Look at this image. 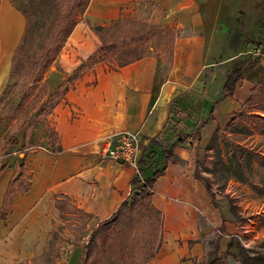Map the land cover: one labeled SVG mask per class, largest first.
<instances>
[{
    "label": "crops",
    "instance_id": "obj_1",
    "mask_svg": "<svg viewBox=\"0 0 264 264\" xmlns=\"http://www.w3.org/2000/svg\"><path fill=\"white\" fill-rule=\"evenodd\" d=\"M136 14L174 32L171 56L147 54L120 66L115 61L100 63L64 92L48 117L60 151H50L48 144L47 149L26 151L29 186L16 192L6 223L0 218V264H32L30 259L42 255L54 220L61 215L55 205L60 196L89 214L95 225L116 211L131 192L135 169L102 158L100 152L110 136L124 131L139 133L140 158L153 156L155 163H142L141 176L163 170L153 183L151 202L162 213L167 243L150 264H194L189 257L202 259L214 239L217 254L225 250L227 238L213 229L222 227L225 234L231 226L196 178L194 157L263 75L258 59L242 69L231 94L222 96L228 71L264 37L254 31L264 24V0H90L84 20L75 23L66 38L60 70L51 72L49 82L56 89L101 46L93 26H109L119 17ZM26 26L16 5L0 0V96ZM18 164H3L0 206ZM198 217L204 218L203 227ZM179 239L194 242L179 245ZM77 248L81 258V245L72 248L70 256ZM228 256L227 264H238Z\"/></svg>",
    "mask_w": 264,
    "mask_h": 264
},
{
    "label": "rangeland",
    "instance_id": "obj_2",
    "mask_svg": "<svg viewBox=\"0 0 264 264\" xmlns=\"http://www.w3.org/2000/svg\"><path fill=\"white\" fill-rule=\"evenodd\" d=\"M14 5L24 14L27 22L25 40L22 45L21 55L14 67L13 73L8 79V84L0 99V165L16 166L20 160L19 150L22 145V133L24 128L35 121V128L31 131L30 147L26 150L30 153L41 149H47L46 134L43 122L40 118L46 115L49 122V106L54 102L55 86L49 82L51 72L60 70L59 56L44 71L38 83L29 91L26 86L29 83L35 62L51 37L60 16L65 10L67 0H12ZM84 13H77L73 17L75 23L84 20ZM145 17L140 15L124 16L115 27L105 36L108 39H121L123 45L116 55V63L128 61L146 54L159 56L162 49L165 59L169 57L170 34L160 30H149ZM256 33H264V24L258 25ZM138 37H140L138 39ZM127 42H130L129 44ZM264 37L258 38L251 46V52L240 63L243 70L259 60L258 66L264 65ZM257 49V51H255ZM242 70V71H243ZM259 79L256 80V82ZM264 95V85L261 88ZM25 99L19 109H16L20 97ZM262 110L256 111L264 117V98L261 101ZM243 127L238 131H225L217 135L208 143L204 150L201 148L194 157L195 171L207 179L210 185L212 198L218 208L224 210V216L230 223L229 231L223 233L222 227L214 228L215 235L227 238L234 237L248 250L264 251V132L258 131L249 118L241 121ZM178 130H174L176 133ZM241 146L255 151L258 156L238 158L233 155L231 148ZM140 158L135 173L141 170L142 163H155L150 159L153 156L146 155ZM142 209V208H141ZM141 209L135 210L130 218L123 220L114 230L106 234L102 240L104 249L111 244L120 228L127 230L133 225L131 236L126 239L127 247L121 255L126 259L142 263L146 252L153 245L151 242H160V247L167 242L163 239V220L160 226L148 220V216L142 215ZM152 221H155L153 219ZM200 227L204 225V218H196ZM85 224L83 228L82 225ZM97 224V223H96ZM53 230L47 240L41 256L30 259L32 264H79L80 249L74 250L70 256V250L80 246L86 241L90 230L95 226V220H86L82 214H64L56 216ZM117 238V237H116ZM155 239V240H154ZM194 240L179 239V245L193 244ZM260 244L262 247H260ZM60 257L56 259L55 255ZM229 258L231 256H228ZM194 264H214L212 257L198 259V256H190ZM148 259L146 264L151 263ZM199 260V261H198ZM225 261V260H224ZM29 261L23 263L28 264ZM226 263V262H225ZM227 264V263H226ZM229 264H233L230 263ZM239 264V263H238Z\"/></svg>",
    "mask_w": 264,
    "mask_h": 264
},
{
    "label": "trees",
    "instance_id": "obj_3",
    "mask_svg": "<svg viewBox=\"0 0 264 264\" xmlns=\"http://www.w3.org/2000/svg\"><path fill=\"white\" fill-rule=\"evenodd\" d=\"M12 1V0H11ZM90 0H67L65 4V10L62 12L60 16V21L56 24L52 32V37L50 41L45 44L40 57L36 60L33 72L30 76L29 83L26 86L27 91L31 90L41 79L42 74L48 68V66L57 59L58 54L61 48L66 41L69 33L71 32L75 22L73 21V17L79 12L84 13ZM13 2V1H12ZM122 17H119L109 26H101L95 25L92 27V30L98 35L101 46L91 54L87 59L81 61L80 65L73 71V73L66 79L65 82L59 84L54 91V102L49 106L48 113H51L58 100L63 96L64 92L73 85V83L81 77V75L87 70L92 69L96 65L100 63H107L112 61H117L116 55L123 45V40L121 39H108L106 38V34L111 31ZM149 30H160L164 31L167 34H170V43H169V57L171 56V49L173 44L174 32L169 28L147 24ZM27 27V26H26ZM26 30L20 43L18 44L14 55L12 57L11 69L9 74V79L13 73L14 67L21 55L22 45L25 40ZM140 37H138L139 39ZM128 44L130 42H127ZM264 46V45H263ZM161 54L158 56L160 59H165L162 56L165 54V49H162ZM147 55V54H146ZM144 56V55H142ZM142 56L135 57L128 61H123L117 63L119 66L129 63L135 59H138ZM157 56V55H156ZM168 57V58H169ZM243 69V64L234 65L226 74L225 80L222 85V96H229L231 94L232 87L235 81L241 77V72ZM8 84V82H7ZM5 85L2 94L3 96L5 89L7 87ZM264 85V72L257 82H255L252 88L249 91L248 97L241 103H239V107L237 110L232 112L230 119L225 123L223 127L216 126L208 143L212 142V140L217 135L224 134L225 131H238L242 129L243 125L241 121L245 118H249L251 123L255 126V128L264 132V117L256 113L258 110H262L261 101L264 98V95H258L262 93L261 88ZM25 96L24 94L20 97V100L17 104L16 109H19L22 103L24 102ZM43 122L44 131L47 138V144L52 152L60 151L59 139L55 129L50 125V123L46 120V115L40 118ZM35 121H31L23 130L22 133V145L19 150L20 160L11 180L8 183L7 189L5 191L2 204L0 206V218L4 223L7 221V211L9 205L17 191L24 192L28 189L29 186V175L25 169V156L27 154L26 150L30 147V135L31 131L35 128ZM231 153L233 155L238 154V158L242 160L243 155L247 157L258 156V154L251 149L244 148L241 146H233L231 148ZM263 161L264 157L259 156ZM4 168V165L0 166V171ZM138 175L135 173L131 179V192L130 194L122 201V203L118 206L116 211L106 219L99 220L97 224L90 230L88 234L87 240L81 243V258L80 264H146L147 260L153 258L156 252L160 248V242L153 241L151 244L152 248H149L146 252L144 260L142 263H136L134 260L126 259L121 255L122 251L125 250V245L127 247V237L131 236L133 225H129L127 230L124 228H120L117 236H115L113 243L114 245H109L107 249H104L102 246V240L106 234L110 231L114 230L120 223L132 216L135 210L141 209L142 215L148 216V220L150 222L155 223L156 226H160L162 224V213L158 210L151 202L152 197V186L155 179L163 173V170H155L153 175L149 178H143L142 168L138 170ZM196 178L200 179L204 183L205 190L212 196L210 192V185L204 176L200 175L197 171H195ZM143 178V179H142ZM56 207L60 210L61 215L64 214H82L85 216L86 220L90 219V215L85 213L82 210L74 207L67 197L60 196L56 198L55 201ZM155 219V221H152ZM85 227V224L82 225ZM53 230V229H52ZM50 231V234L52 232ZM117 237V238H116ZM155 240V239H154ZM212 249L206 253V257H212V260H215L214 264H226L224 261V257L229 255L233 260L237 261L239 264H264V251L263 250H248L244 248L240 242L234 238H229L226 248L220 254H217L218 246L217 240L214 239L211 243ZM260 247L262 245L260 244ZM58 256V254H56Z\"/></svg>",
    "mask_w": 264,
    "mask_h": 264
},
{
    "label": "built area",
    "instance_id": "obj_4",
    "mask_svg": "<svg viewBox=\"0 0 264 264\" xmlns=\"http://www.w3.org/2000/svg\"><path fill=\"white\" fill-rule=\"evenodd\" d=\"M139 145L140 136L138 132H120L110 136L105 141L100 156L130 165L136 169L138 165Z\"/></svg>",
    "mask_w": 264,
    "mask_h": 264
}]
</instances>
